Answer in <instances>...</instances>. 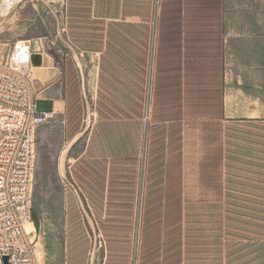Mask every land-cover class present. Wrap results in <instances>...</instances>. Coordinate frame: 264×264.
Masks as SVG:
<instances>
[{"label":"rangeland","instance_id":"rangeland-1","mask_svg":"<svg viewBox=\"0 0 264 264\" xmlns=\"http://www.w3.org/2000/svg\"><path fill=\"white\" fill-rule=\"evenodd\" d=\"M194 1L192 7H200L201 2ZM141 2L144 7L139 3L128 8L149 11L145 80L142 86L134 81L136 49L114 47L106 54L100 98L111 107L130 110L136 107L135 96L141 86L142 112L140 119L131 123L97 120L94 89L98 55L70 43L67 31H63L61 0H21L0 18V58L13 44L23 41L31 45L35 58L42 54L59 70L69 73L72 60L79 76L80 99L73 104L69 79L66 85L67 74L45 84L37 73L40 65L34 57L31 60V64L35 63L29 87L37 113L54 112L34 128L36 156L30 221L33 232L27 234V239L38 264H149L156 255L162 258V252L156 253V236L150 225L152 206L158 201L154 199L156 194L149 192L148 177L153 64L161 0ZM219 8L227 116L236 115L238 109L247 117L258 116L264 110L258 98L260 92L264 101V0H221ZM126 24H139L138 18H130ZM127 38L137 44L142 40L139 33L128 34ZM243 88L245 91L252 88L253 92L245 95ZM159 153L153 168L155 181H162L168 192L160 200L162 205H168L167 200L184 192L182 175L174 163L178 153L166 141ZM122 156L135 158L134 175L125 199L110 212L108 183L114 182L121 172L122 164L115 159ZM171 158L173 163L166 176L164 167ZM74 165L83 166L88 171L87 178L85 170H80V180ZM194 173V169L188 173L187 187L197 186ZM251 200L253 208L203 205L186 210L192 222L189 230L188 226L184 229L182 213L183 250L186 238L189 246L187 264H264V196ZM185 230L190 231L187 236Z\"/></svg>","mask_w":264,"mask_h":264},{"label":"trees","instance_id":"trees-1","mask_svg":"<svg viewBox=\"0 0 264 264\" xmlns=\"http://www.w3.org/2000/svg\"><path fill=\"white\" fill-rule=\"evenodd\" d=\"M199 1L201 2L200 7L198 5H196L198 7H192L196 4L194 0H161L160 4L151 107L152 123L150 127L148 177L150 178L149 192L156 194L154 199L158 201L152 206L154 211L150 225L154 236H156V253L159 254L160 252L161 255L162 252L163 255L162 258L156 255L149 264H187L189 246L186 238L183 250L182 213H184L185 220L184 229L188 226L189 230L192 222L188 219L186 210L200 208L203 205L211 208H222V204H224L222 202V189L225 179L223 177L222 158L225 151L222 146V138L223 134L224 137L226 136V129L223 130L222 124L224 69L222 10L219 8L221 0ZM139 3H142L141 0H129V4L132 6H139ZM207 4H214L215 7ZM89 5L90 0H67L66 31L73 46H77L81 40L86 39V27L78 26L80 21L77 24L76 18L84 19L87 17L85 15H72V12L86 9ZM141 6L144 7V4ZM143 10L142 8L136 10L138 11L137 18L140 20V23L136 25L139 28L138 33L142 37L141 42L136 47L141 86L144 81L147 57V24L150 22L149 11L146 10L144 13ZM77 29L82 30L83 33L80 34L82 36H74ZM82 50L98 51L88 48H82ZM68 61L66 60V62ZM67 72L66 70L64 72L67 74L66 85H68L69 79V94L74 104L80 99V83L71 61L69 62V73ZM141 86L135 96L136 107L128 111L111 107L98 98L95 108L97 120L100 122L121 121L131 123L140 119L143 103ZM256 131L252 130L249 135L247 129L239 127L237 132L250 137L256 136L264 145V130L257 129ZM165 141L168 147H172V151L178 153L174 163L178 165V174L180 170L182 175L181 181L184 191L182 196H173L171 200H167L168 197L164 196L170 203L168 205L161 204L162 194L167 195L168 192L164 190L162 181H155L157 178L153 169L157 164L155 160L160 154V147ZM191 153L192 156H190ZM194 155H196L195 158ZM115 160L122 164V168L114 182L112 180L108 183L107 210L110 212H113L114 205L122 202L128 194L135 170V158L132 156H122ZM172 161V158L170 162L168 159L164 167L166 176ZM191 169H194V176L197 177L195 188L187 187V183H185ZM80 170L82 172L85 170V175H83L87 178L86 173L88 171L83 166L74 165V172L81 180ZM168 179L171 180L169 173ZM245 195L247 196L239 192L234 195L228 193L226 199L232 198L240 201L243 197L254 199L262 197V194L259 193ZM226 204L236 205V202ZM238 204L244 203L238 202ZM249 205L254 206L253 203ZM147 207L152 208L150 204H147ZM163 207L166 208L165 212L161 211ZM224 208L232 209L233 207ZM195 225L197 226V224ZM188 230L184 232L186 236L190 232ZM161 240L164 245L160 244Z\"/></svg>","mask_w":264,"mask_h":264},{"label":"built area","instance_id":"built-area-1","mask_svg":"<svg viewBox=\"0 0 264 264\" xmlns=\"http://www.w3.org/2000/svg\"><path fill=\"white\" fill-rule=\"evenodd\" d=\"M21 0H0V18ZM63 31L67 27V0ZM30 46L20 41L0 58V264H37L27 239L31 221L33 172L36 156L34 128L53 113L38 114L29 80L34 72Z\"/></svg>","mask_w":264,"mask_h":264},{"label":"crops","instance_id":"crops-1","mask_svg":"<svg viewBox=\"0 0 264 264\" xmlns=\"http://www.w3.org/2000/svg\"><path fill=\"white\" fill-rule=\"evenodd\" d=\"M115 1V5H113ZM129 0H90V5L88 8L72 12V15H85L87 18L77 19L80 23L78 26L86 27V39L81 40L77 46V49L82 50V48L95 49L98 51H85L91 54L98 55V62H96V85H95V94L96 99L102 98L101 96V87L104 82V65L107 64V56L109 50L114 47L119 49H129L138 47L137 42L128 40V34L138 33L137 25L128 26L127 20L130 18H137V9H129L128 6ZM117 8V9H116ZM132 10V11H131ZM131 11V12H128ZM80 13V14H79ZM134 13V14H133ZM73 19V20H76ZM139 23L140 20L138 19ZM117 23H119L117 25ZM149 24V23H148ZM147 24V25H148ZM83 33L82 30H76L74 36L79 37ZM149 33V30H148ZM82 36V35H80ZM95 37V39H93ZM78 39V38H77ZM148 39V36H147ZM157 39H158V27L156 32L155 40V56L153 64V83L155 75V66H156V49H157ZM147 53H148V42H147ZM34 54L32 55V58ZM35 58V57H34ZM147 58L144 68V77L145 80L146 70H147ZM37 65V73L39 78L44 81L45 84L51 83L59 79V76H62L65 70H59L57 67L48 60L44 55L38 54L35 58ZM136 64L134 68L137 70V75L135 76L134 81H139L138 73V59H135ZM34 62V63H35ZM32 63V66L34 65ZM72 65L74 66L73 61L71 60ZM75 69V67H74ZM224 69V64H223ZM76 71V69H75ZM77 74V71H76ZM78 82L79 76L77 75ZM245 95H248L253 92L251 88L250 91H245L244 88L241 89ZM153 91V85H152ZM248 92V94H246ZM225 72L223 70V92H222V124L223 130L226 129V136L222 138V146L224 148V155L222 158L223 165V177L225 179L222 189V207H239V208H249L253 207L247 203L251 202L254 198L246 199L241 198L240 201L233 200L232 198L228 200L227 194L234 195L237 192L248 194V193H259L264 196V145L260 143V139H257L256 136L250 137L251 131L264 130V110L258 116L247 117L241 114L240 109L234 116H227V110L225 109ZM153 95V94H152ZM259 101L264 107V101L261 99L259 92ZM43 102V101H41ZM47 103V102H46ZM251 107H253V103ZM151 105H152V96H151ZM151 107V106H150ZM118 109L122 111H128L123 108ZM49 113V111H48ZM100 122V121H99ZM239 127L247 129L248 136L239 134L237 131ZM243 132V131H242ZM229 139V140H228ZM260 140V141H259ZM249 200V201H247ZM236 202L235 204L227 205L226 203ZM244 203V204H238Z\"/></svg>","mask_w":264,"mask_h":264},{"label":"bare ground","instance_id":"bare-ground-1","mask_svg":"<svg viewBox=\"0 0 264 264\" xmlns=\"http://www.w3.org/2000/svg\"><path fill=\"white\" fill-rule=\"evenodd\" d=\"M31 45H30V51H31ZM31 54H30V61L32 60V55H33V53L32 52H30ZM31 66H32V64H31ZM31 225L32 224H28V225H26V228H25V230H26V232H27V234H30V233H32L33 231H32V227H31ZM36 261H37V258H36ZM40 262V261H39ZM37 264H38V261H37Z\"/></svg>","mask_w":264,"mask_h":264},{"label":"water","instance_id":"water-1","mask_svg":"<svg viewBox=\"0 0 264 264\" xmlns=\"http://www.w3.org/2000/svg\"><path fill=\"white\" fill-rule=\"evenodd\" d=\"M6 261H7V259H6V258H4V262H5V264H6Z\"/></svg>","mask_w":264,"mask_h":264}]
</instances>
